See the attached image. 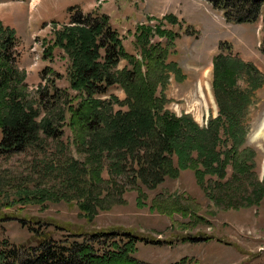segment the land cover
Returning <instances> with one entry per match:
<instances>
[{
    "label": "rangeland",
    "instance_id": "obj_1",
    "mask_svg": "<svg viewBox=\"0 0 264 264\" xmlns=\"http://www.w3.org/2000/svg\"><path fill=\"white\" fill-rule=\"evenodd\" d=\"M72 8L75 13L108 15L125 51L139 61L134 44L138 26L162 25L178 35L169 61L177 63L181 74L167 72L159 95L170 112L191 115L202 127L220 112L213 91L215 58L249 65L235 72L232 86L250 95L244 149L254 153L251 168L240 174L229 166L224 178L208 176L202 184L195 171H182L156 190L141 186V201L138 189L104 184L94 196L98 201L92 195L98 208L90 222L79 207L89 185L84 184V194L78 185L69 187L64 171L69 161L97 165L96 158L63 125L61 140H43L21 154L0 156V248L4 242L19 249L33 247L44 234L65 241L71 233L122 229L137 236L135 256L150 264H264V8L258 21L234 24L207 0H0V21L17 33L18 67L26 73L32 94L48 85L53 76L44 71L50 74V68L61 76L54 77L56 86L76 95L69 89L65 53L56 49L51 59L44 57L55 32L70 24ZM169 15L177 17L176 24L165 21ZM126 66L122 60L118 70ZM108 94L126 98L117 86ZM107 168L104 160L106 181ZM218 183L232 200L218 195Z\"/></svg>",
    "mask_w": 264,
    "mask_h": 264
},
{
    "label": "trees",
    "instance_id": "obj_2",
    "mask_svg": "<svg viewBox=\"0 0 264 264\" xmlns=\"http://www.w3.org/2000/svg\"><path fill=\"white\" fill-rule=\"evenodd\" d=\"M207 1L234 24L258 21L264 8V0ZM165 21L176 24L177 17L169 15ZM177 37L162 25L156 29L138 26L134 44L140 52L139 61L138 56L125 51L108 15L98 11L75 13L74 9L70 24L55 32L44 57L51 59L56 49L65 53L69 89L76 95L56 86L55 79L61 76L50 68V74L44 71L53 76L48 85L32 94L26 73L18 67L17 33L0 21V156L21 154L43 140H61L63 125L68 126L78 146L97 162L91 165L85 160L84 164L72 160L64 171L69 187L78 185L83 193L84 184L89 185L79 207L90 222L98 208L92 195L97 196L99 187L102 192L104 184L138 189L141 201V186L156 190L182 171H195L200 184L208 176L224 178L229 166L246 174L254 157L251 150L244 149L248 137L244 119L250 95L233 90L232 85L235 72L249 65L232 63L221 55L215 58L213 91L220 112L202 127L191 115L179 117L170 112L159 95L167 72L181 74L177 63L169 61ZM122 60L127 66L119 71ZM219 83L224 84L222 88ZM116 86L126 93L125 100L108 94ZM69 94L75 98L72 100ZM104 160H108L107 181L102 177ZM216 186L218 195L232 200L223 193L226 188L220 183ZM69 236L63 241L39 235L36 246L21 249L1 243L0 264H150L135 256L138 239L131 232L117 229Z\"/></svg>",
    "mask_w": 264,
    "mask_h": 264
}]
</instances>
